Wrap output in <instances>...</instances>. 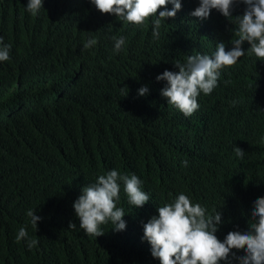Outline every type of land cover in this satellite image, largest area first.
<instances>
[{
    "label": "trees",
    "instance_id": "1",
    "mask_svg": "<svg viewBox=\"0 0 264 264\" xmlns=\"http://www.w3.org/2000/svg\"><path fill=\"white\" fill-rule=\"evenodd\" d=\"M27 4L0 0V37L11 46L0 62V264H160L143 225L181 193L208 215L222 213L220 241L248 231L254 201L264 197V61L244 42L245 55L221 69L190 117L167 103L160 95L167 82L156 80L188 56H212L218 42L231 50L246 5H235L229 19L213 9L201 21L190 15L199 0H181L155 38V17L134 25L90 0H43L33 16ZM89 39L97 43L85 48ZM142 86L149 93L139 96ZM112 170L138 176L150 201L130 205L121 183L125 230L108 222L104 235H86L73 203ZM30 209L42 217L37 229ZM21 227L35 247L16 240ZM229 261L239 264L231 254Z\"/></svg>",
    "mask_w": 264,
    "mask_h": 264
},
{
    "label": "clouds",
    "instance_id": "2",
    "mask_svg": "<svg viewBox=\"0 0 264 264\" xmlns=\"http://www.w3.org/2000/svg\"><path fill=\"white\" fill-rule=\"evenodd\" d=\"M102 14L115 15L117 19L134 25L143 26L152 17L153 36L159 37V28L162 20L175 18L181 10V0H90ZM246 5L242 16H237L238 27L235 29L233 47L226 51L224 42H218L216 52L212 55L196 54L188 56L186 63L176 62L174 66L178 72L165 70L157 75V81H166L160 95L168 104L177 108L185 117L192 116L198 109V97L201 93L209 95L218 86L221 69L234 66L239 58L245 55L242 48L244 42L250 47L258 60L264 61V0H199V6L190 13L191 16L203 21L210 18L215 9L229 19L235 5ZM171 4V10L168 5ZM27 11L33 16L43 8V0H28ZM163 9V10H161ZM97 43L89 39L84 47L90 48ZM125 43L124 37L115 40V50L119 51ZM11 46L4 44L0 37V62L10 59ZM149 93L147 86L138 89V95ZM235 103V102H233ZM237 156L243 157L244 151L235 149ZM185 166L187 161L183 162ZM130 205L141 208L150 201L149 195L141 189L143 181L135 174H120L116 170L100 175L94 184L84 186L81 195L73 203V208L80 223L79 227L86 235L99 237L105 233L101 225L111 222L113 231H122L126 228L123 219V208L117 207L120 199V186ZM158 215L152 216L143 225L144 236L151 245V255L160 261V264H220L227 261L230 254L239 264H264V197L254 201L252 219L249 230L229 232L223 241L215 233L223 223L222 213L216 211L212 215L206 214V209L199 203H193L188 196L181 193L169 204L157 208ZM31 224L37 229V222L42 219L28 210ZM69 227L75 228L74 223ZM16 240L27 241L29 249L38 243L28 238L26 228L21 227ZM244 250L245 255L236 257L232 250Z\"/></svg>",
    "mask_w": 264,
    "mask_h": 264
},
{
    "label": "bare ground",
    "instance_id": "3",
    "mask_svg": "<svg viewBox=\"0 0 264 264\" xmlns=\"http://www.w3.org/2000/svg\"><path fill=\"white\" fill-rule=\"evenodd\" d=\"M188 10H190V9H188Z\"/></svg>",
    "mask_w": 264,
    "mask_h": 264
}]
</instances>
